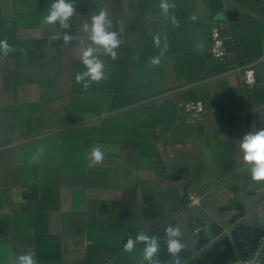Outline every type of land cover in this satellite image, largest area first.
<instances>
[{
    "label": "crops",
    "instance_id": "0c3cea01",
    "mask_svg": "<svg viewBox=\"0 0 264 264\" xmlns=\"http://www.w3.org/2000/svg\"><path fill=\"white\" fill-rule=\"evenodd\" d=\"M52 2L0 0V40L16 49L0 54V264L30 249L39 264H139L143 245H123L140 231L159 236L168 264L169 224L185 264L249 257L264 234V185L241 169L239 140L264 128V61L247 89L228 72L236 58L215 61L207 48L224 20L236 56L260 59L264 0H168L167 17L161 0H76L66 30L42 27ZM101 9L121 44L115 60L101 57L108 79L84 89L83 24ZM64 32L80 40L65 45ZM157 34L168 47L152 66ZM192 100L214 110L202 125L178 110ZM94 145L105 159L90 166ZM189 191L199 205L187 206Z\"/></svg>",
    "mask_w": 264,
    "mask_h": 264
},
{
    "label": "clouds",
    "instance_id": "9594fccd",
    "mask_svg": "<svg viewBox=\"0 0 264 264\" xmlns=\"http://www.w3.org/2000/svg\"><path fill=\"white\" fill-rule=\"evenodd\" d=\"M174 4H170L168 0H161L160 8L167 17L169 9L174 8ZM77 15L76 0H53L48 12L42 17V27L57 26L60 29H69L71 25L69 21ZM198 17L192 15L191 21H196ZM172 23H177L174 16L171 17ZM112 20L109 18L107 11L101 9L97 14L91 16L90 23L83 24V32L87 36L88 43L81 44L79 59L84 66V70L75 75V81L82 84L87 89L90 83H99L108 79L105 72V62L102 56H109L115 60L117 58L116 49L119 48L121 40L117 32L112 31ZM63 42L68 45L72 42L80 40L79 35H72L64 32L62 35ZM153 45L160 49L158 55L150 59L152 66H158L161 63V57L167 50V37H164L163 48H161L160 35L153 36ZM200 49L204 48L203 43L197 45ZM16 49L10 45L7 40H0V54L7 57L10 52ZM241 169L246 170L254 182H264V128L256 131L245 133L239 140ZM42 153L43 149H38ZM90 166L100 165L104 162L105 152L99 145H94L87 153ZM164 234L167 237V251L172 259L168 264H185L180 253L185 249L186 245L182 242L183 233L179 226L167 225ZM137 244H142L141 259L139 264H161L158 254L161 250L160 238L158 235H149L146 232H137L133 237L129 234L123 245V250L131 253ZM13 264H39L34 251L31 249L23 254L15 256Z\"/></svg>",
    "mask_w": 264,
    "mask_h": 264
},
{
    "label": "built area",
    "instance_id": "2783aa9c",
    "mask_svg": "<svg viewBox=\"0 0 264 264\" xmlns=\"http://www.w3.org/2000/svg\"><path fill=\"white\" fill-rule=\"evenodd\" d=\"M71 25V22L69 21ZM65 30V29H62ZM207 55L215 61H223L234 57V67L229 73H237L242 86L251 89L258 82L257 66L264 61V55L254 61H244L236 56V44L231 37L228 21L216 20L211 23V42L207 48ZM178 110L185 116L187 122L193 125H202L211 116L214 110L202 100L182 101L178 103ZM264 185V182H263ZM201 197L189 191L187 206L199 205ZM199 230H196L198 233ZM234 264H264V234H262L250 256L236 261Z\"/></svg>",
    "mask_w": 264,
    "mask_h": 264
}]
</instances>
